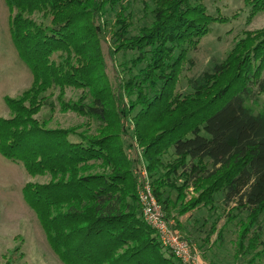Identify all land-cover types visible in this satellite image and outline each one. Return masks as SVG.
Wrapping results in <instances>:
<instances>
[{"label": "trees", "instance_id": "16d2710c", "mask_svg": "<svg viewBox=\"0 0 264 264\" xmlns=\"http://www.w3.org/2000/svg\"><path fill=\"white\" fill-rule=\"evenodd\" d=\"M140 1L148 25L130 34L124 6L112 24L110 53L134 54L120 64L128 76L114 92L102 22L124 0H5L10 37L32 82L4 96L10 114L0 117V154L31 176H49L25 183L22 197L64 264H182L143 218L138 158L127 151L133 142L168 217L211 209L220 195L224 206L247 211L246 230L264 210V28L245 31L181 92V73L194 65L189 50L223 18L202 0ZM244 1L249 19L264 10V0ZM67 87L83 93L67 99ZM259 98L255 112L246 100ZM57 105L97 122L95 129L49 127L50 117L40 115Z\"/></svg>", "mask_w": 264, "mask_h": 264}, {"label": "rangeland", "instance_id": "374dc122", "mask_svg": "<svg viewBox=\"0 0 264 264\" xmlns=\"http://www.w3.org/2000/svg\"><path fill=\"white\" fill-rule=\"evenodd\" d=\"M202 1L210 15L222 17L223 20L211 22L208 33L200 39L198 47L189 50L188 58L194 59V65L183 69L177 91H189L187 79L222 60L236 41L244 36L245 31L255 32L264 28V10L249 19L250 6L244 0ZM121 6L126 7L124 13L132 12L130 34L137 33L141 26L150 22V13L143 9L140 0H129V4L124 0L122 5L110 8L108 20L102 22L105 23L101 40L105 75L114 92H118L120 79L128 76V70L120 64L128 61L130 65L129 60L134 56L131 51L110 53L114 43L112 24L116 15L123 13ZM8 16L5 0H0V117L10 114L4 96L16 97L32 82L31 71L19 58L11 40ZM49 92H52L51 98L56 101L57 90ZM82 93L81 89L67 87L64 97L74 100ZM246 103L256 112L262 106V98L249 99ZM47 111L44 109L40 117H50L47 118L49 127L66 128L87 123L88 129L92 131L97 124L73 111H60L58 105L51 115ZM126 124L130 129V121ZM126 140L133 142L129 136ZM127 151L130 157L138 158V172L146 164L141 147L133 142V147ZM48 179V175H29L22 165L0 154V264H64L50 248L34 212L22 197L25 183L46 182ZM188 193L190 198L193 194L191 188ZM216 199L215 207L211 209L198 206L187 212L186 216L172 214L170 218L175 221V226L178 222L181 235L207 264H264V210L254 225L243 230L248 225L247 211L224 206L220 195ZM179 217H182V221Z\"/></svg>", "mask_w": 264, "mask_h": 264}, {"label": "built area", "instance_id": "2783aa9c", "mask_svg": "<svg viewBox=\"0 0 264 264\" xmlns=\"http://www.w3.org/2000/svg\"><path fill=\"white\" fill-rule=\"evenodd\" d=\"M138 174V197L143 218L156 230L162 245L168 248L182 264H207L202 261L199 252L175 228V221L167 217L153 193L145 165L139 168Z\"/></svg>", "mask_w": 264, "mask_h": 264}, {"label": "crops", "instance_id": "0c3cea01", "mask_svg": "<svg viewBox=\"0 0 264 264\" xmlns=\"http://www.w3.org/2000/svg\"><path fill=\"white\" fill-rule=\"evenodd\" d=\"M186 215H187V213L185 214V216H186ZM180 216H182V215H180ZM179 218H180L179 220H181V221H182V219H181L182 217H179Z\"/></svg>", "mask_w": 264, "mask_h": 264}]
</instances>
